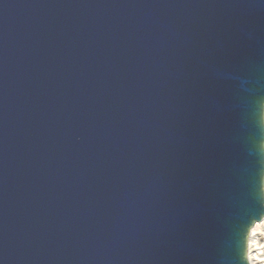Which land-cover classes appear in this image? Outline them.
Instances as JSON below:
<instances>
[{
    "label": "water",
    "instance_id": "1",
    "mask_svg": "<svg viewBox=\"0 0 264 264\" xmlns=\"http://www.w3.org/2000/svg\"><path fill=\"white\" fill-rule=\"evenodd\" d=\"M264 219V0H0V264H250Z\"/></svg>",
    "mask_w": 264,
    "mask_h": 264
},
{
    "label": "rangeland",
    "instance_id": "2",
    "mask_svg": "<svg viewBox=\"0 0 264 264\" xmlns=\"http://www.w3.org/2000/svg\"><path fill=\"white\" fill-rule=\"evenodd\" d=\"M252 244L250 264H264V219L251 230L249 245Z\"/></svg>",
    "mask_w": 264,
    "mask_h": 264
},
{
    "label": "bare ground",
    "instance_id": "3",
    "mask_svg": "<svg viewBox=\"0 0 264 264\" xmlns=\"http://www.w3.org/2000/svg\"><path fill=\"white\" fill-rule=\"evenodd\" d=\"M251 252H252V244L250 243V245H249V248H248V257H249V260H250V262H251Z\"/></svg>",
    "mask_w": 264,
    "mask_h": 264
}]
</instances>
